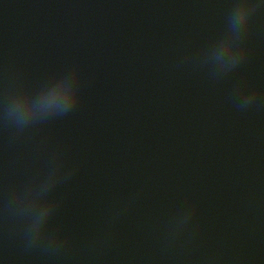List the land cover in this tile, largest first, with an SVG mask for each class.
Masks as SVG:
<instances>
[{"label":"water","instance_id":"water-1","mask_svg":"<svg viewBox=\"0 0 264 264\" xmlns=\"http://www.w3.org/2000/svg\"><path fill=\"white\" fill-rule=\"evenodd\" d=\"M0 264H264V0H0Z\"/></svg>","mask_w":264,"mask_h":264},{"label":"clouds","instance_id":"clouds-1","mask_svg":"<svg viewBox=\"0 0 264 264\" xmlns=\"http://www.w3.org/2000/svg\"><path fill=\"white\" fill-rule=\"evenodd\" d=\"M248 6H249L251 9L254 10V7H255L254 5H252V4H248ZM67 110H68V109H65V110H63L62 112L67 111ZM16 119H17L18 122L22 123L24 118H23L22 115H17Z\"/></svg>","mask_w":264,"mask_h":264}]
</instances>
